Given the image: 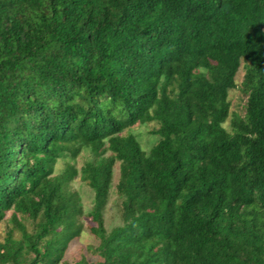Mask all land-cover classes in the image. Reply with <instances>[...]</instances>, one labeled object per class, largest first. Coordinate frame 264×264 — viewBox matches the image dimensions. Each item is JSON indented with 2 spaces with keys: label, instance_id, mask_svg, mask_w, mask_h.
<instances>
[{
  "label": "trees",
  "instance_id": "16d2710c",
  "mask_svg": "<svg viewBox=\"0 0 264 264\" xmlns=\"http://www.w3.org/2000/svg\"><path fill=\"white\" fill-rule=\"evenodd\" d=\"M149 123L147 154L122 133ZM79 175L98 260L73 264H264V0H0V264H67Z\"/></svg>",
  "mask_w": 264,
  "mask_h": 264
},
{
  "label": "rangeland",
  "instance_id": "374dc122",
  "mask_svg": "<svg viewBox=\"0 0 264 264\" xmlns=\"http://www.w3.org/2000/svg\"><path fill=\"white\" fill-rule=\"evenodd\" d=\"M243 65L240 68V71L236 77V83L240 87L241 82L244 76ZM229 101L231 103V112L230 117L224 124V127L231 131V120L235 114L243 116L245 114V102L246 99L241 93L239 88L231 90L229 92ZM158 128L157 123H149L146 125H136L130 130H126L122 133V136H127L132 134L135 136L139 142L142 150L149 154L151 149L157 145L160 140V137L155 135L153 131ZM111 155L110 152L107 153V156ZM92 159V154L89 149H83L78 155L76 160L71 161L69 158L59 160L55 165L54 175L62 173L67 164L74 165L75 168L80 170L82 166L89 160ZM120 162H116L113 167V182L110 194V200L106 209L104 211L105 226L108 232L112 229L123 225L121 218V209L119 205V199L116 191L117 184L120 178ZM71 190L76 192L80 197V201L83 206V215L79 218L80 222L83 224V232L77 238H75L69 245V248L66 253L65 263L73 264L76 261L81 260L82 257H87L90 261L94 262L98 260V255L95 254V248L98 246V239L91 234L90 228L96 226L93 222V219L90 217V212L94 206L95 194L94 191L90 188L88 183L81 180L80 175L76 177L70 183ZM12 211L7 213L5 221L0 224V242H5L6 238L11 234L12 237L16 240L22 238V232L15 223L12 221ZM20 217V215H19ZM34 222L31 220L26 221L25 226L29 232H33Z\"/></svg>",
  "mask_w": 264,
  "mask_h": 264
}]
</instances>
